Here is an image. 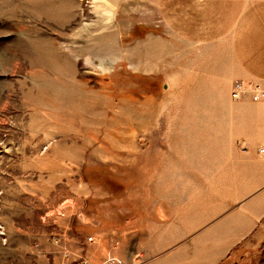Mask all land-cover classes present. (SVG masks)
I'll use <instances>...</instances> for the list:
<instances>
[{"label": "rangeland", "instance_id": "374dc122", "mask_svg": "<svg viewBox=\"0 0 264 264\" xmlns=\"http://www.w3.org/2000/svg\"><path fill=\"white\" fill-rule=\"evenodd\" d=\"M199 3L0 0V264H41L40 251L53 254L52 236L77 212L129 214L116 197L150 172L154 97L171 101L160 115H188L184 146L208 155L213 129L199 119L226 112L210 70L226 68L227 48L212 53L213 43L194 40L201 26L211 30L196 23L209 22L195 18ZM160 119L158 135L169 124ZM244 248L234 264H247Z\"/></svg>", "mask_w": 264, "mask_h": 264}, {"label": "crops", "instance_id": "0c3cea01", "mask_svg": "<svg viewBox=\"0 0 264 264\" xmlns=\"http://www.w3.org/2000/svg\"><path fill=\"white\" fill-rule=\"evenodd\" d=\"M199 1L202 13L195 18L209 14V22L196 23H209L211 30L201 26L194 40L213 43L212 53L226 47L228 62L223 70H210L215 74L211 79L223 84L224 98L216 103L226 112L199 119L213 129L208 155H195L184 146L178 129L188 115H160L171 101L154 97L146 115L147 153L153 158L145 169L150 172L136 181L131 177L128 192L116 197L120 212L129 214L103 221L77 212L60 229L63 246L73 254L64 258L55 245L53 254L40 251L41 264L49 259L51 264H74L81 255L87 264H105L110 257L112 264H234L239 253L233 252L240 245L252 252L247 264L263 262L264 151L259 147H264V101L232 100L229 86L236 77H264V0ZM220 16L221 30L214 28ZM160 117L169 124L158 135ZM176 136L178 145L172 140ZM135 164L132 171L139 170ZM87 235L93 240H86Z\"/></svg>", "mask_w": 264, "mask_h": 264}, {"label": "built area", "instance_id": "2783aa9c", "mask_svg": "<svg viewBox=\"0 0 264 264\" xmlns=\"http://www.w3.org/2000/svg\"><path fill=\"white\" fill-rule=\"evenodd\" d=\"M229 95L234 100H245L248 99L250 101H263L264 100V80H255V81H247L245 79H234L230 84ZM259 151H264V147H259ZM63 237L61 233L54 234L52 236V240L57 245L61 246L62 254L64 258L70 257L73 253L70 250H67L62 244ZM86 240H93L92 235H87L85 237ZM114 258L110 257L105 264H112L114 262ZM74 264H87L88 258L87 256L81 255L78 259H74Z\"/></svg>", "mask_w": 264, "mask_h": 264}, {"label": "trees", "instance_id": "16d2710c", "mask_svg": "<svg viewBox=\"0 0 264 264\" xmlns=\"http://www.w3.org/2000/svg\"><path fill=\"white\" fill-rule=\"evenodd\" d=\"M263 262H264V259H263ZM263 262L261 264H263Z\"/></svg>", "mask_w": 264, "mask_h": 264}, {"label": "water", "instance_id": "95a60500", "mask_svg": "<svg viewBox=\"0 0 264 264\" xmlns=\"http://www.w3.org/2000/svg\"><path fill=\"white\" fill-rule=\"evenodd\" d=\"M264 264V263H263Z\"/></svg>", "mask_w": 264, "mask_h": 264}]
</instances>
